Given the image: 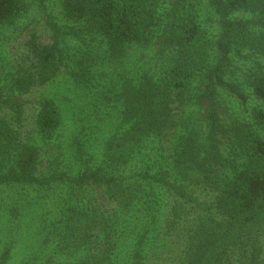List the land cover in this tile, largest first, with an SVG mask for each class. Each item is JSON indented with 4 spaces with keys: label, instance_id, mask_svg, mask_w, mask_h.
Returning <instances> with one entry per match:
<instances>
[{
    "label": "trees",
    "instance_id": "trees-1",
    "mask_svg": "<svg viewBox=\"0 0 264 264\" xmlns=\"http://www.w3.org/2000/svg\"><path fill=\"white\" fill-rule=\"evenodd\" d=\"M39 2L0 0V28L33 9L50 29L0 88V222L13 223L0 264L22 240L52 244L53 264L158 250L170 264H264V0ZM60 75L112 129L91 143L86 112L44 162L37 142L61 130L62 105L40 98L33 136L5 109Z\"/></svg>",
    "mask_w": 264,
    "mask_h": 264
},
{
    "label": "rangeland",
    "instance_id": "rangeland-1",
    "mask_svg": "<svg viewBox=\"0 0 264 264\" xmlns=\"http://www.w3.org/2000/svg\"><path fill=\"white\" fill-rule=\"evenodd\" d=\"M39 1L40 0H32V8L34 10L40 3ZM41 1L45 7L48 9L50 8L52 0ZM33 9L30 11V13L24 15L27 17L18 20L23 24V28L18 27L15 30L13 27L0 28V88L3 90V92H7L9 89L8 80L11 76V72H9V61L13 60L12 63L15 64L20 62L22 59L28 60L30 55L29 40L31 38V33L36 36L37 40H45L50 32L46 20L41 18L39 14L35 16V11ZM130 57L132 61L127 65L124 64L126 69L134 68L138 63H140L139 54H133V51H131ZM119 66H123L122 62L119 63ZM16 94H18L16 99L14 95L10 96L11 104L7 105L10 107L6 108L5 110H7L8 116L13 120L14 124L19 126L23 136L34 135V120L39 108L40 98L44 96L55 98L64 109V119L61 130L57 131L55 136L49 140V142L44 140H38L37 142L44 162L51 153L56 151L59 142L63 141V138H67L62 136L63 132H72L74 130L73 127L86 121L84 119L86 112L88 121L87 124L88 126H92L88 133L91 143H97L98 138L102 137L103 134H106L110 129H112L111 121L107 119L103 120L104 113L98 117H92L93 120H88V114H92L93 109L84 105V100L82 98L83 92L70 85L62 75L58 76L52 83L48 85L35 87L27 93L18 92ZM17 106L19 114L11 111ZM13 114H17V117L13 116ZM61 147L65 150V143H62ZM51 197H53V195ZM46 204H48L46 207L50 208L49 203ZM38 212L39 211H37L36 208H33L31 211H28L26 215H23V218H21L18 223H20L21 227L29 226V230L31 228L33 229L34 223L31 221L30 217H36ZM12 224L13 223H11L10 217L5 219V223L0 222V246H3L4 243L10 242V239L13 238H8V229ZM25 242H27V240L20 241L19 245H16L14 249L9 251L8 255L10 256L8 264H18L21 261L27 259L28 254L30 253L36 256L30 259L50 264H53L52 259L57 260V258L60 257L53 255L52 244L46 245L43 248H38L39 243L33 240V247L27 251L28 248L24 247L26 244ZM154 252L155 253H152L149 257L147 255L144 256L143 260L145 261V264H170L171 258H175V255H170V252L168 253V251L167 253L162 250Z\"/></svg>",
    "mask_w": 264,
    "mask_h": 264
}]
</instances>
